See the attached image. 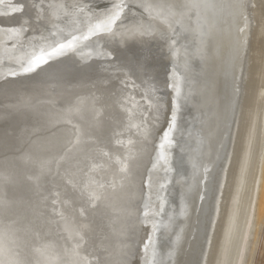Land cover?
Wrapping results in <instances>:
<instances>
[{"label": "bare ground", "instance_id": "bare-ground-1", "mask_svg": "<svg viewBox=\"0 0 264 264\" xmlns=\"http://www.w3.org/2000/svg\"><path fill=\"white\" fill-rule=\"evenodd\" d=\"M187 2L0 0V264H242L264 143V0L246 33L229 0H199V26L172 7ZM133 28L149 34L125 42Z\"/></svg>", "mask_w": 264, "mask_h": 264}, {"label": "snow or ice", "instance_id": "snow-or-ice-1", "mask_svg": "<svg viewBox=\"0 0 264 264\" xmlns=\"http://www.w3.org/2000/svg\"><path fill=\"white\" fill-rule=\"evenodd\" d=\"M135 2V0H134ZM138 7L144 8L145 10H150V5L144 4V3H137ZM204 5H202L199 0H188L187 3L180 5V6H176L173 5L172 7L174 8H183V9H188L191 11H195L196 12V22L197 25H200V17L198 14V10ZM126 5L123 2L120 3H113L112 5V9H111V15L109 16L107 23V30H111V25L115 24L118 20L121 19V13L124 12ZM226 7L230 10L232 18L235 19H241V21L244 23L245 27H238V31L242 32V33H246L248 28H250V21H251V15H250V9L257 7L256 3H253V0H229V3L226 5ZM168 11V16H174L175 13L172 12L170 9H166ZM247 13V15H246ZM181 17L184 16V12H180ZM166 22H168L171 26V20L168 19V17L165 18ZM181 23V25L183 26V20L181 19L180 21H178ZM145 34H149L147 32V30H141L140 28H133V29H129L127 34H122V36H125V42H126V38L127 36H131V37H135L137 35H145ZM236 58L239 57L240 53H246L247 48H248V42L245 41L243 36H237L236 37ZM71 45H68V47H70ZM66 45L61 44L60 48L63 49L65 48ZM135 56V54H133ZM136 62V67L137 70H142L144 68V65L141 63L140 59L138 57H136L135 59ZM47 61L44 60L43 58L39 59V64L43 65L46 64ZM33 69L30 68H26L24 69L25 72H30ZM175 87V85H174ZM176 92H177V98L181 99V101H183L184 98H182L180 96V90L178 87H176ZM240 89L239 86H237V93L239 94ZM183 103H181L178 107H182ZM176 111L177 108H173L172 110V119H171V125L172 127L169 129V132L172 130V128H174L176 126ZM169 132H165L164 133V139L167 141L169 139ZM222 148H225V144L222 143ZM194 170L197 168V165H193ZM205 174H207L209 181H211V174L209 172L208 168L204 169ZM194 176H195V172H194ZM196 193L197 195H199V180L196 181ZM90 195L94 198H98L97 194L95 192L90 193ZM145 215H147V213H145ZM180 237L179 235H177V240H179ZM145 252L147 253V246H145ZM153 254H155V250H153ZM169 256H171V253H169ZM145 264H148L147 258H145Z\"/></svg>", "mask_w": 264, "mask_h": 264}, {"label": "rangeland", "instance_id": "rangeland-1", "mask_svg": "<svg viewBox=\"0 0 264 264\" xmlns=\"http://www.w3.org/2000/svg\"><path fill=\"white\" fill-rule=\"evenodd\" d=\"M263 89V87L261 86ZM81 94V93H79ZM262 96V94H260ZM260 103H263L262 100ZM262 106V104H261ZM259 114L262 112L263 115V109L260 108ZM258 114V116H259ZM96 118V117H95ZM262 129V128H261ZM261 132V131H260ZM262 134V132H261ZM261 138V136H260ZM260 149L262 150V159L260 158L259 163H258V177L259 179L257 180L256 184L253 185V190L255 192V202L253 205V216L251 219V227H250V232L248 236V243L246 245L245 253H244V258L242 264H264V208H260L258 205V200H259V194L261 191L262 187V176H264V170H263V163H264V143L261 142V145L259 143ZM239 147V146H238ZM261 169V170H260ZM263 171V172H262ZM220 186V184H219ZM255 187V188H254ZM218 187V194H216V201L217 199L221 200V195L222 190L219 189ZM222 189V187H221ZM244 189V188H243ZM256 189V190H255ZM243 193V192H242ZM251 194V193H250ZM219 195V196H218ZM252 195H254L252 193ZM234 213V214H232ZM231 213L232 218L237 214V210L233 209Z\"/></svg>", "mask_w": 264, "mask_h": 264}]
</instances>
